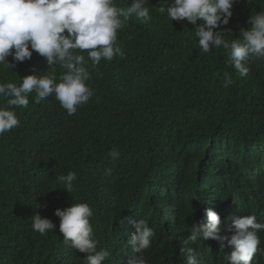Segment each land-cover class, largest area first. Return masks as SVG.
Masks as SVG:
<instances>
[{"label": "trees", "instance_id": "1", "mask_svg": "<svg viewBox=\"0 0 264 264\" xmlns=\"http://www.w3.org/2000/svg\"><path fill=\"white\" fill-rule=\"evenodd\" d=\"M162 2L149 0L152 19L133 14L118 32L124 58L102 59L93 70L83 52L93 95L74 115L54 95L37 104L32 93L28 108L15 109L20 126L0 136V264H85L54 214L71 203L92 208L97 247L110 254L104 264H128L130 220L145 219L155 232L143 253L148 264H184L182 241L194 223L206 222L207 208L226 224L244 215L264 222V59L239 76L223 48L202 53L193 25L161 15ZM115 3L127 8L131 0ZM259 10L264 0H237L229 25L218 30L230 27L225 39L238 38ZM34 70L49 71L35 52L14 69L0 66V81L19 83ZM225 72L234 81L228 88ZM113 150L118 159L108 155ZM69 171L77 173L71 193L56 183ZM36 213L56 229L33 231ZM231 251L202 240L197 259L228 264Z\"/></svg>", "mask_w": 264, "mask_h": 264}, {"label": "clouds", "instance_id": "2", "mask_svg": "<svg viewBox=\"0 0 264 264\" xmlns=\"http://www.w3.org/2000/svg\"><path fill=\"white\" fill-rule=\"evenodd\" d=\"M237 0H163L158 12L171 21L184 22L195 27V37L202 53L213 48H223L230 64L241 77L250 72L255 60L264 59V10L256 11L247 20L248 27L239 30L235 39L228 26L233 16L232 8ZM251 3V0H247ZM149 0H131L127 8L118 7L115 0H0V66L14 69L17 63L30 60L33 52L39 54L49 71H33L19 83L0 81V136L20 126L16 108H28L29 95L34 93L35 103L55 96L67 115H74L78 107L88 103L93 95L89 86V71L83 52H87L91 68L96 70L101 60L111 62L115 57L124 58L125 51L118 43V32L129 22L133 14L148 22L152 19ZM12 57V62L8 61ZM57 66L64 71L57 75ZM234 83L231 74L224 73L223 87ZM112 159L120 153L111 151ZM111 174V169L105 170ZM77 173L69 171L56 177V183L71 193ZM59 232L64 242L85 253V264H104L109 251L98 249L90 218L93 210L87 202L71 203L63 210L57 208ZM206 222L194 223L189 235L182 241L180 252L184 264H200L197 247L202 240L211 239L232 248L226 256L228 264H253L254 258L264 257V247L259 233L264 232V222L255 215L234 216L230 224L222 222L219 214L205 209ZM134 231L128 245L133 255L128 264H148L143 255L155 236L145 219L129 221ZM57 225L38 213L32 218V229L41 236L56 229ZM226 230L230 236L220 235ZM226 241V245H225Z\"/></svg>", "mask_w": 264, "mask_h": 264}]
</instances>
